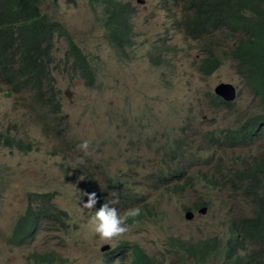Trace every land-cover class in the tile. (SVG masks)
Masks as SVG:
<instances>
[{
    "label": "rangeland",
    "instance_id": "obj_1",
    "mask_svg": "<svg viewBox=\"0 0 264 264\" xmlns=\"http://www.w3.org/2000/svg\"><path fill=\"white\" fill-rule=\"evenodd\" d=\"M127 1L132 6L128 22L133 36L132 45L122 55L107 42L103 15H95L88 0H41L42 13L63 25L96 65L92 85L78 71L68 68L59 73L64 66L54 70V86L62 103L60 117L71 139L68 144L72 146L63 151L67 153L66 158L51 155L53 148L67 143L53 136L52 129L39 117L33 91L14 92L0 80V141L12 135L23 143H31L32 147L30 151H20L0 143V264H46L35 260L34 255L49 251L57 256L58 262L54 264H105L108 260L114 261L116 246L122 242L139 245L160 264H179L168 238L197 241L217 237L223 243L230 234L233 219L251 213L250 201L239 198L229 201L226 192L212 190L210 186L196 185L197 194H192L191 189L175 194L164 187L155 189L149 185L152 180L148 183L146 174L157 173L160 165L157 162L161 160L156 159L154 152L159 143L153 142V130L159 138L163 137L164 146L166 137L176 135L179 130L166 125L168 104L184 120L188 145L200 159L212 151L198 146L202 144L200 131L215 126L230 127L241 119L243 112L254 110L255 104L243 78L229 60L207 76L197 70L205 55L201 50L204 40L189 38L175 28L174 20L182 15L181 5L175 6L173 0ZM100 10L97 7V12ZM208 41H212V36ZM52 42L62 53L65 40L54 37ZM166 47L172 50L163 55L164 64L156 65L147 57L150 53L156 57ZM161 72L169 73L172 78L161 76ZM221 82L236 86L238 113L230 115L226 107L210 104L209 94ZM140 100L154 106L160 118L153 120L136 103ZM145 135L152 138L153 159L148 158ZM85 140L89 147L82 150L80 145ZM256 151L252 145L228 150V166L233 167L236 154L244 152L248 156ZM192 159L190 155L185 163ZM102 167L110 178L120 175L127 186L136 190L139 200L135 202L155 206L157 211L152 218L132 224L130 231L118 240L108 242L91 230L94 214L82 207L87 202L86 196L78 200L79 194L85 193V184L94 183L105 190L99 174ZM224 185L229 186V182L224 180ZM32 193H49L53 213L65 212L61 216L65 225L51 217H42L38 230L32 235L30 232L24 242H17L13 240L14 228ZM228 193L233 199L232 192ZM198 197L208 202L206 213L199 214L192 209L194 217L185 219L184 208L192 206ZM220 199L224 200L219 202ZM33 202L40 201L35 198ZM103 245H110L113 252H102ZM222 258L219 254L199 264H220Z\"/></svg>",
    "mask_w": 264,
    "mask_h": 264
},
{
    "label": "trees",
    "instance_id": "obj_2",
    "mask_svg": "<svg viewBox=\"0 0 264 264\" xmlns=\"http://www.w3.org/2000/svg\"><path fill=\"white\" fill-rule=\"evenodd\" d=\"M88 1L95 15H103L101 17L107 32V42L125 55L124 50L132 45L133 33L128 22L132 6L119 0ZM175 5L182 6V15L174 20L175 28L189 38L204 40L201 50L205 55L201 57L197 70L207 76L222 62L229 60L243 78L244 86L255 104L254 110L243 112L241 119L235 120L230 127H214L210 133L200 131L202 144L198 146H204L206 150L212 148L209 154L215 158L213 161L216 171H221L224 165H228V150L245 149L252 145L257 151L248 156L244 152L236 154L231 168L242 184L232 186V198L250 201L251 213L233 219L229 226L230 234L223 243L217 237L194 242L171 237L168 238L171 251L179 264H188L187 259L193 257L196 262H203L212 253L218 252L224 255V261L220 264H264V0H176ZM97 7H101L100 12H97ZM166 8L170 10L169 7ZM55 36L65 40L66 46L62 53L54 48L52 39ZM210 36L212 41H208ZM170 50L172 48L166 47L156 57L153 53L147 57L155 61L156 65L164 64L163 55L170 53ZM55 51L57 52L53 54ZM65 62L66 67L59 70V73L69 68L73 72L78 71L88 84H93L96 65L90 62L63 25L41 13V0H0V80L9 90L33 91L35 103H39L50 113H57L59 117L61 103L54 86V70ZM209 101L212 107H226L230 115L239 112L236 100L224 102L211 93ZM147 112L153 119L158 118L151 111ZM178 129L180 138L173 136L167 139L173 141L178 148H185L184 142L188 143V137L184 126L179 123ZM0 142L20 151L32 149L31 143H23L12 135L4 136ZM71 148L67 143L62 150ZM52 153L56 154L57 149L54 148ZM103 167L99 174L105 187V202L111 203L110 207H116L121 215L133 208L141 210L138 217L129 219V225L152 218L156 214L155 206L135 202L139 200L138 193L131 185L124 183L122 176L114 175L110 178ZM195 174L184 172L183 184L165 185L167 179L161 178L160 173H148L147 179L148 183L152 180L149 183L152 188L163 185L167 192L175 194L182 193L184 185L190 189L195 187L200 180L207 181L212 190H216L221 183L211 170H199ZM85 186V193L96 194L100 191L99 186ZM108 193L114 195L110 197ZM35 198L40 202H33ZM200 203L207 204L202 200ZM102 205L97 202L93 208L97 211ZM52 210L49 193L29 195V206L17 221L13 240L24 242L30 232L32 235L38 230L42 217H51L55 222L65 225L61 218L65 216V212L53 213ZM119 245L126 247V254L121 253L118 261L108 260L105 264H160L137 244L125 245L122 242ZM251 245L253 248H249ZM195 251L198 252L192 254ZM52 256L53 253L49 251L36 253L34 258L38 262H47L53 260Z\"/></svg>",
    "mask_w": 264,
    "mask_h": 264
},
{
    "label": "clouds",
    "instance_id": "obj_3",
    "mask_svg": "<svg viewBox=\"0 0 264 264\" xmlns=\"http://www.w3.org/2000/svg\"><path fill=\"white\" fill-rule=\"evenodd\" d=\"M119 1L131 4V2L127 1V0H119ZM144 1L145 0H142V2H144ZM173 1H174V3H176V0H173ZM136 2L139 3L138 0H136ZM166 7H169V5L166 4L165 8ZM41 13H42V10H41ZM102 26H103V24H102ZM55 37H57V36H55ZM64 65L63 66L66 67V62H65ZM160 75L164 76V77L172 78V76L169 73L166 74L164 72L163 74H160ZM235 88H236V86H235ZM236 92H237V96H238L237 88H236ZM212 93L214 94V91H212ZM237 96H236V98H237ZM236 98H235V100H236ZM222 101H224V100H222ZM60 103H61V101H60ZM136 103L139 106H141L143 109H145L146 111H151L152 113H154V114H156L158 116V114L154 110V106H147L146 104H144V101H142V100L137 101ZM61 108H62V103H61ZM36 110L39 112V117L41 118V120L44 123H47L48 126L52 129L53 136L63 139L64 143H69L71 141V139L68 137L67 132H66L65 122L60 117V115L58 117L56 115L57 113H50L49 110H47L46 108L41 106L39 103L38 104L36 103ZM167 110H168L167 111L168 113L166 115V120H167L166 125L168 127H173V128L178 129L179 123H181L184 126V131H185V135H186V127L187 126L185 125L184 120H182L181 115H179L177 113V111L174 109L172 104H168V109ZM60 113H61V111H60ZM159 118L160 117L158 116L157 119H159ZM153 120H155V119H153ZM123 124H126V122H123ZM145 127H147V120H145ZM215 127H217V126H215ZM212 129L211 130L210 129L209 130H204L203 132H209L210 133V132H212ZM153 133H154L153 142L155 143L157 141L159 143V145L157 147L154 144V146H155L154 152L156 154V159H159V158L161 159L159 162H157V163L160 164L157 173H160V177L161 178H166L167 179V182L165 183V185H173L175 183L183 184L184 183V172H186L187 174L194 175L199 170H211L212 172H214V174L221 181V183L217 185V188H216L215 191H218V192L224 191V192H226V197L228 198V200L229 201L230 200L234 201L233 199L230 198V194L228 193V191L232 192V186L233 185H242V184H241V182L239 180H237V178L234 175V171L228 165H224V169H222L221 171H216L215 168H214L215 162L213 161L215 158L212 156V154L207 153L205 155V157H203V159H200V158L195 156V151L192 148H190V145H188V146L186 145L188 143L184 142L185 148H183V147L178 148L173 141H170V140L167 139V142L165 141L167 144H166V146H164L162 144L163 137L159 138L158 135L155 133V130H153ZM174 136L180 138L179 130H178L177 134L174 135ZM168 137H171V136H167L166 138H168ZM134 139L137 140V137H134ZM151 139L152 138H151L150 135H145L144 136V143L149 148L148 152H147L148 155H149L148 158L153 159L152 158L153 150H152V147L150 145ZM200 141L202 142L201 137H200ZM169 143H172L173 145H171ZM63 147L56 148L57 149V153L56 154H60L63 158H66L67 157V153L63 152L64 151V150H62ZM88 147H89V142L87 140L83 141L81 143V145H80V148L82 150H87ZM210 149L212 150V148H210ZM51 155H55V154H53L52 151H51ZM190 155L193 156V159L185 163V158L189 157ZM211 159H212V162H211ZM189 170H194V171L192 173H190ZM148 173H155V172L151 171V172H148ZM148 173L146 174V177H147ZM195 176H196V174H195ZM224 180H227L229 182V186L226 187L224 185ZM199 184H201L203 186H210L208 184V182L204 181V180L198 181V184H196V185H199ZM88 185L96 186L94 183H91V184H88ZM159 187H164V186L163 185H159ZM210 187L212 189V186H210ZM188 189H190V187H185V185H184L181 188V191H186ZM191 191H192V194H197L196 193V186L191 188ZM237 191L240 194H242L240 189H237ZM81 196H87L86 197L87 198V202L86 203H82V207L84 209H91L92 210L94 215L91 217V220H90L91 230H92L93 234L97 235L102 241H106V242L115 241V240H118L120 237L124 236L126 233H128L130 231V228H131V225L128 224L129 219L138 217L140 215V211L141 210L139 208L130 209L125 214L121 215L118 212L116 207H114V206L110 207L109 204H111V203H106L105 202V190H102V189H100V191L97 192L96 194L95 193H90V194L89 193H80L79 196H78V200L80 199ZM108 196L112 197L113 195H108ZM201 200L202 199L200 197H198L193 202L192 206L185 207L187 209L186 210L184 209V214L186 212H191L193 214V216H192V218H193L194 217V213L192 212V209L197 210V213H199V214H205L206 211H207L208 202L205 201V200H202V201H205L207 203L206 205H203L202 203H200ZM222 200H224V199H220L219 202L222 201ZM97 202L102 203L103 205L97 211H95L93 207L95 206V204ZM28 206H29V204L26 206V209H27ZM202 207H206V210H205L204 213H200L199 212V209H201ZM26 209H25V211H26ZM25 211L23 212L22 215H24ZM202 240H204V239H202ZM189 241H191V240H189ZM197 241H199V240H197ZM191 242H194V241H191ZM119 244H117V246ZM122 245H119L118 247L116 246L117 251H116L115 259H114L113 262L118 261L121 253L126 254L124 249H122ZM101 247H100V250H101ZM110 248L111 247L109 245V249H107L105 251H102V252L112 253L113 252V248L112 249H110ZM198 251L192 252V254L197 253ZM51 252L53 253V256L51 257V258H53V260L52 261L48 260L47 262H41V263L54 264V263L58 262V259H57V256L55 255V253L53 251H51ZM212 254L213 255L208 256L205 261H207L211 257L213 258L214 256L219 255V254H222V257H223L221 263L224 261L223 253L218 252L217 254H215V253H212ZM187 261H189L188 264H196V263L199 264V263L205 262V261L196 262L194 257L191 258V259H187Z\"/></svg>",
    "mask_w": 264,
    "mask_h": 264
},
{
    "label": "water",
    "instance_id": "obj_4",
    "mask_svg": "<svg viewBox=\"0 0 264 264\" xmlns=\"http://www.w3.org/2000/svg\"><path fill=\"white\" fill-rule=\"evenodd\" d=\"M139 3H142V0H138ZM214 94L224 100L225 102H232L235 100L237 96L236 88L235 86L230 82H221L218 83L214 89ZM206 210V207H202L199 209L200 213H204ZM193 214L191 212H186L184 214L185 219L190 220L192 218ZM109 249V245H104L101 247V251H105Z\"/></svg>",
    "mask_w": 264,
    "mask_h": 264
},
{
    "label": "bare ground",
    "instance_id": "obj_5",
    "mask_svg": "<svg viewBox=\"0 0 264 264\" xmlns=\"http://www.w3.org/2000/svg\"><path fill=\"white\" fill-rule=\"evenodd\" d=\"M248 214H250V213H248Z\"/></svg>",
    "mask_w": 264,
    "mask_h": 264
}]
</instances>
